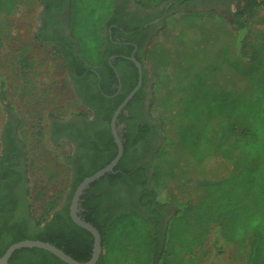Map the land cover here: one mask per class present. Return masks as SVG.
<instances>
[{"label": "trees", "instance_id": "16d2710c", "mask_svg": "<svg viewBox=\"0 0 264 264\" xmlns=\"http://www.w3.org/2000/svg\"><path fill=\"white\" fill-rule=\"evenodd\" d=\"M37 1L43 8V25L37 39L56 46L69 73L73 95L83 108L77 116L85 122L91 111L95 113V120L103 124L101 132L94 137L95 144L99 146L102 140L110 142L112 152L96 168H77L74 157L68 158L69 190L62 202L58 198L44 202L42 193L31 200L27 165H24L26 200L22 211L19 209L18 214L15 213L18 211L0 204V258L12 245L31 240L50 243L74 260L85 263L92 257L94 238L72 221L71 201L78 186L110 164L118 153L110 128L111 120L138 84V70L130 58L136 48L135 58L144 66V54L151 39V32L146 36L144 25L158 16H148L142 22H127L123 14L129 0ZM133 1L147 12L171 3L170 10L185 9L187 13H197L194 12L195 5L190 2L206 3V0ZM17 2L0 0V23L5 12L8 9L13 11ZM263 8L264 0H244L232 24L239 40V58L259 63L253 89L249 91L252 94L256 91V104L241 110L238 120L242 128L237 130L228 146L238 154L234 186L222 181L195 206L183 204L175 213L160 204L153 189L157 173L147 159L148 150L159 134L158 127L149 122L146 113L149 96L144 66L143 85L117 121L124 154L114 172L94 182L80 200L79 216L94 226L102 239L103 252L97 264H154L155 259L159 260L158 264H197V252L214 224H217L224 242L234 244L239 255L244 256L240 264H264V59L261 56L264 46L252 56L246 52L249 22ZM64 14L70 37L62 33L64 20L61 15ZM111 57L115 59L111 61ZM85 86L94 93L91 100L84 92ZM152 99H155L154 94ZM214 129L215 133L220 130L219 123ZM62 131L72 143L82 142L87 137L79 136L66 126ZM214 135L221 139L219 134ZM90 139L93 137L83 140L85 144L80 145L87 152L91 150ZM19 140L27 148L25 142ZM122 198L129 200L123 202ZM35 203L41 207L38 217L33 216ZM170 215L172 217L167 222ZM123 224V232L113 235V230ZM162 232L164 238L160 240ZM158 241L159 246L155 247ZM9 263L66 264L40 249L16 251Z\"/></svg>", "mask_w": 264, "mask_h": 264}, {"label": "rangeland", "instance_id": "374dc122", "mask_svg": "<svg viewBox=\"0 0 264 264\" xmlns=\"http://www.w3.org/2000/svg\"><path fill=\"white\" fill-rule=\"evenodd\" d=\"M221 1L219 7H196L197 13L185 9L170 12L149 41L153 65L145 64L146 113L149 122L158 127L159 137L147 159L157 173L154 192L160 204L173 213L183 204L195 206L222 181L234 186L238 154L228 146L242 128L238 120L241 110L257 100L256 91H249L259 63L239 58V40L232 25L244 0ZM15 4V11L8 9L0 23V130L5 122H15L19 139L27 145L31 200L42 193L44 202L51 198L62 202L69 190L67 159L72 147L52 144L47 126L51 116L68 120L83 108L73 95L56 46L37 39L43 25L42 6L37 0ZM61 16L62 30L70 37L67 16ZM249 30L246 52L252 56L264 46V8L249 22ZM261 56L264 59V53ZM217 123L220 130L215 133ZM33 207V216L38 217L41 207L37 203ZM124 227L118 225L113 235L121 234ZM163 238L164 232L160 240ZM223 239L217 224L212 225L197 252V264L242 263L244 256L237 247Z\"/></svg>", "mask_w": 264, "mask_h": 264}, {"label": "flooded vegetation", "instance_id": "af4514ba", "mask_svg": "<svg viewBox=\"0 0 264 264\" xmlns=\"http://www.w3.org/2000/svg\"><path fill=\"white\" fill-rule=\"evenodd\" d=\"M190 3L193 6L195 5L194 7H199V6L219 7L222 5L221 0L214 2H210L206 0L205 4L194 3L192 1ZM171 6L172 4L169 3L168 5H163L154 11L147 12L136 6L133 0H129L126 3V9L124 10L123 16L125 17V20L127 22H142L148 16L156 14L158 16L157 18H155L152 21H149L144 25L145 34L147 36L149 32H151L152 34V31L158 28L162 24L164 18L168 14H170V12H173L174 10L175 11L179 10V9L170 10ZM62 32H63V36L67 37V35L65 34L66 32L63 30ZM121 45H123V43ZM136 50L137 49L135 48L132 55L135 56ZM114 59L115 57L110 58L111 61ZM84 92L89 97L88 100H91L94 93L89 88V86L88 87L85 86ZM95 116H96L95 113L91 111L88 114L89 119L86 120L85 122H83L78 116H75V117H71L68 120H63V121L51 120L47 126V138L52 144L55 145L57 143H65L72 147L71 157H74L77 163V168H82V167L96 168L97 166L103 163L104 159H106L109 155H111L112 146L110 142L107 141L104 142L102 140L103 144L102 142H100L99 146L95 144L94 137L98 135L103 128V124L97 122L95 120ZM64 126L68 127L70 130L77 133L79 136L80 135L87 136L83 140H88V138L93 137V140L90 139L91 150L87 152L85 149L81 147L82 144H85L83 140L82 142L79 143H72L69 139H67V137H65L64 135V132L62 131V127ZM0 145H1L0 204L1 206L9 208L11 211L12 210L18 211L15 213L19 214V212L22 211L23 204L25 203L26 200L25 185H24L25 184L24 165H26V158L28 151L27 148L23 147L21 141L18 139L17 124L15 122L13 121L5 122V124L1 128ZM128 200H129L128 198L121 199V201L123 202L125 201L127 202ZM79 212H80V208H79ZM93 247H94V243H93Z\"/></svg>", "mask_w": 264, "mask_h": 264}, {"label": "water", "instance_id": "95a60500", "mask_svg": "<svg viewBox=\"0 0 264 264\" xmlns=\"http://www.w3.org/2000/svg\"><path fill=\"white\" fill-rule=\"evenodd\" d=\"M130 60L134 63L138 70V84L137 86L133 89V91L125 98L123 103L118 107L116 112L114 113L112 120H111V132L114 137V141L117 145L118 148V153L114 160L108 164L106 167L101 169L100 171L96 172L94 175L91 177L85 179L76 189L72 201H71V206H70V217L72 221L82 229L86 230L89 232L93 238H94V247H93V254L91 259L88 262L85 263H80L76 260H74L72 257L68 256L66 253H64L62 250L58 249L56 246L42 242V241H23L16 243L9 247L5 254L0 258V264H10L9 261L12 257V255L19 250L22 249H40L44 250L46 252H49L56 256L58 259H60L62 262L66 264H97V262L100 259V256L102 255L103 248H102V239L100 236V233L98 230L92 226L91 224L87 223L84 221L80 216H79V208H80V200L81 197L84 195V193L88 190V188L96 181L101 179L103 176L106 174H110L114 172V169L118 165L119 161L121 160L123 154H124V146L121 141V138L118 133V128H117V121L118 117L121 114V112L125 109V107L128 105V103L134 98V96L137 94V92L141 89L143 85V72H144V66L142 63H140L134 55L130 58Z\"/></svg>", "mask_w": 264, "mask_h": 264}, {"label": "crops", "instance_id": "0c3cea01", "mask_svg": "<svg viewBox=\"0 0 264 264\" xmlns=\"http://www.w3.org/2000/svg\"><path fill=\"white\" fill-rule=\"evenodd\" d=\"M151 42V41H150ZM151 44L150 43H148V45H147V47H146V53L144 54V66H145V64H146V66L148 65V64H152L153 65V63H152V59H150L149 58V55L152 53V49L150 48L151 46H150ZM148 67V66H147Z\"/></svg>", "mask_w": 264, "mask_h": 264}]
</instances>
